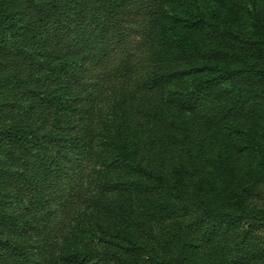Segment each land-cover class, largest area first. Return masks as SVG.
<instances>
[{
	"label": "trees",
	"instance_id": "16d2710c",
	"mask_svg": "<svg viewBox=\"0 0 264 264\" xmlns=\"http://www.w3.org/2000/svg\"><path fill=\"white\" fill-rule=\"evenodd\" d=\"M263 182L264 0H0V264H264Z\"/></svg>",
	"mask_w": 264,
	"mask_h": 264
},
{
	"label": "rangeland",
	"instance_id": "374dc122",
	"mask_svg": "<svg viewBox=\"0 0 264 264\" xmlns=\"http://www.w3.org/2000/svg\"><path fill=\"white\" fill-rule=\"evenodd\" d=\"M141 40L142 39L140 36H135V38H133V41H135L134 42L135 51H136L137 56L139 58H136L134 61L131 60L130 62L126 63L127 67H120L121 63L123 62V57L120 54L114 56V60L116 61V63L113 65V67L116 69H119V71H124V74H126V71H129L128 74H126V76L124 74H122L125 78L119 77L118 76L119 73L115 74V73L111 72L112 61H110V62L104 61V63L102 62L101 64H98V63L94 64L95 65V72L98 75L104 76L107 74H112V75H110L108 80L104 81L105 84H104L103 88H101V91H119L120 88L122 91L125 83H128V84L130 83L129 87H131V84H132V88L136 89V86H135V84H136V82H135L136 81V79H135L136 72L139 70L143 71L140 68L141 64H139V61L140 62L149 61L150 57L152 56V51L150 50V46L144 45L141 42ZM139 43H141V44H139ZM122 65H123V63H122ZM71 185H72V182H69V184L66 188V191H68V188H70ZM55 201L56 202L53 203L52 206L58 211V214H57V217H55L53 220V227H54L53 229L54 230L58 229V232L56 233V235H57L60 232L61 227L63 228V225L65 227L67 222L69 224L70 223L77 224L78 218L76 216H74L73 214H69V208L68 207L62 206L63 205L62 203H65V202L68 204L69 199L67 197H64L63 199L61 197L60 198L58 197ZM238 206L241 207V210L247 209V207H248L256 213L264 212V182L261 186H259L257 188L252 187L249 191L245 192L244 193V199L241 200L240 202H238ZM182 220H185L188 222L191 221L189 218H184V217H182ZM165 231L167 234H171L172 233L171 231H173V230L170 227H166ZM51 235L54 236V232H51Z\"/></svg>",
	"mask_w": 264,
	"mask_h": 264
}]
</instances>
